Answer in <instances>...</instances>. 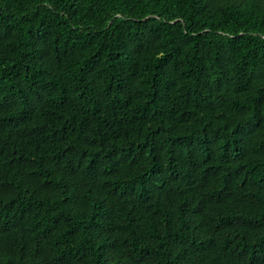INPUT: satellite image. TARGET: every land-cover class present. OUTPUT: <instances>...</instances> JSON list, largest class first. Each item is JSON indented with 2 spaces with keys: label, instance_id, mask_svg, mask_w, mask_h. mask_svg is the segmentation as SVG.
<instances>
[{
  "label": "trees",
  "instance_id": "16d2710c",
  "mask_svg": "<svg viewBox=\"0 0 264 264\" xmlns=\"http://www.w3.org/2000/svg\"><path fill=\"white\" fill-rule=\"evenodd\" d=\"M0 264H264V0H0Z\"/></svg>",
  "mask_w": 264,
  "mask_h": 264
}]
</instances>
